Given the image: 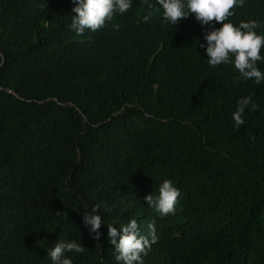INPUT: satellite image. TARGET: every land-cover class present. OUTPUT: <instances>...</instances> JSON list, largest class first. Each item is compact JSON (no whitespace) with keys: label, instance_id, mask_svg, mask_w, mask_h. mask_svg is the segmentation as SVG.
Segmentation results:
<instances>
[{"label":"trees","instance_id":"trees-1","mask_svg":"<svg viewBox=\"0 0 264 264\" xmlns=\"http://www.w3.org/2000/svg\"><path fill=\"white\" fill-rule=\"evenodd\" d=\"M72 7L0 0V264H52L62 239L85 247L73 264H117L107 225L96 240L83 224L94 203L118 230L155 226L144 264H264V84L209 67L194 14L172 27L133 0L77 35ZM234 11L264 32V0ZM243 96L258 107L235 128ZM163 179L180 196L161 217L144 197Z\"/></svg>","mask_w":264,"mask_h":264},{"label":"clouds","instance_id":"clouds-1","mask_svg":"<svg viewBox=\"0 0 264 264\" xmlns=\"http://www.w3.org/2000/svg\"><path fill=\"white\" fill-rule=\"evenodd\" d=\"M71 29L77 35L86 31L95 32L112 21L117 14L126 13L133 5V0H72ZM157 12L161 13V22L175 26L178 22L194 14L195 19L203 29V43L200 47L207 56L209 67L221 65L232 66L239 80H251L256 85L264 84V70L259 64H264V32H258L260 23L253 18L234 23L230 17L235 15L236 8H242L246 0H155ZM44 4L41 5L43 8ZM151 12L143 16V21L151 19ZM220 26L217 27L216 25ZM113 28L118 30L119 24ZM236 109L232 112L233 126L239 128L245 123L246 109L255 110L258 105L251 96L237 99ZM180 190L169 179H163L155 192L144 197L146 204L161 217L174 215ZM85 208L88 207L84 206ZM110 211L106 203H94L90 211L82 216L84 226L89 235L98 240L101 237V224L107 225V238L114 246L117 264H144V256L148 254L152 244L157 241L155 226L148 225V235L140 232L136 218L128 219L126 223L115 224L102 221L99 210ZM85 247L75 240L62 239L47 249V256L52 264H73V259L67 253H84Z\"/></svg>","mask_w":264,"mask_h":264}]
</instances>
